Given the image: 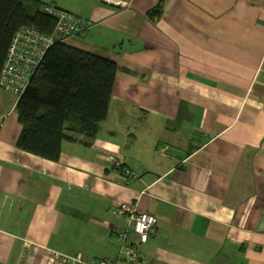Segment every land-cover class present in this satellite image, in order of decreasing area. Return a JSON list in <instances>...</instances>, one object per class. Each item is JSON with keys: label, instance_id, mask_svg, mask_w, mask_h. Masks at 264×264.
I'll use <instances>...</instances> for the list:
<instances>
[{"label": "crops", "instance_id": "crops-1", "mask_svg": "<svg viewBox=\"0 0 264 264\" xmlns=\"http://www.w3.org/2000/svg\"><path fill=\"white\" fill-rule=\"evenodd\" d=\"M41 2L89 21L66 42L119 69L98 133L58 161L17 146L0 85V264L115 259L126 202L158 218L146 243L127 234L141 264H264V0Z\"/></svg>", "mask_w": 264, "mask_h": 264}, {"label": "trees", "instance_id": "trees-1", "mask_svg": "<svg viewBox=\"0 0 264 264\" xmlns=\"http://www.w3.org/2000/svg\"><path fill=\"white\" fill-rule=\"evenodd\" d=\"M24 1L31 0H0V75L21 27L35 26L46 35L55 30V18L41 10L50 3L34 0L38 4L30 13ZM160 8L150 16L160 14ZM118 69L102 55L56 39L17 101L22 126L17 146L58 161L64 141H76L77 135L94 137L108 117Z\"/></svg>", "mask_w": 264, "mask_h": 264}, {"label": "built area", "instance_id": "built-area-1", "mask_svg": "<svg viewBox=\"0 0 264 264\" xmlns=\"http://www.w3.org/2000/svg\"><path fill=\"white\" fill-rule=\"evenodd\" d=\"M41 10L55 18L54 33L43 34L35 26L21 27L12 40L0 75V85L18 99L28 87L49 46L56 39L66 41L84 35L91 24L80 15L51 4H43ZM167 149V145L160 147L162 153H166ZM109 158L112 166L125 170L130 177H138L122 159L114 155H109ZM113 213L128 221L127 229L118 234L120 253L117 258H93L88 261L78 254L74 257L66 256L65 259L73 264H141L138 244L127 243V234L132 231L140 244L146 243L158 230V218L149 212L140 211L135 202L122 203L114 208Z\"/></svg>", "mask_w": 264, "mask_h": 264}, {"label": "rangeland", "instance_id": "rangeland-1", "mask_svg": "<svg viewBox=\"0 0 264 264\" xmlns=\"http://www.w3.org/2000/svg\"><path fill=\"white\" fill-rule=\"evenodd\" d=\"M37 1H48V0H37ZM24 3H25V5H26V7H27V9H28V11L30 12V13H33L34 11H35V8H36V6H37V2L36 1H34V0H31V1H24Z\"/></svg>", "mask_w": 264, "mask_h": 264}]
</instances>
